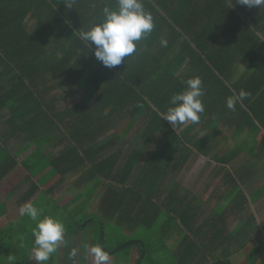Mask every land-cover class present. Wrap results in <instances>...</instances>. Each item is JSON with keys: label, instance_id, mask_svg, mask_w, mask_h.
Wrapping results in <instances>:
<instances>
[{"label": "crops", "instance_id": "crops-1", "mask_svg": "<svg viewBox=\"0 0 264 264\" xmlns=\"http://www.w3.org/2000/svg\"><path fill=\"white\" fill-rule=\"evenodd\" d=\"M85 1L80 0L77 9L86 18L92 16L90 24L99 22L103 7L115 8L117 3ZM183 3L188 5L185 0ZM143 4L148 12L154 11L155 1L143 0ZM201 15L198 20L202 18L204 22ZM259 35L264 37V33ZM219 38L221 44L230 40L223 34ZM219 49L220 46V59L226 57L229 63H236L235 80L249 69L236 45L229 56ZM138 52L141 51L134 54ZM253 53L246 46V54ZM138 54L136 58L145 56ZM185 71L181 69L177 77H183ZM153 72L141 75L147 77ZM96 73L93 68L80 80L68 81L61 72H45L39 87L33 89L24 85L29 81L20 72L0 65V96L15 95L0 108V264H9V257L15 259L14 264H35L31 260L35 222L19 213L25 202L34 203L42 209V215L55 216L65 225L66 244H61L46 264H93L90 249L95 245H117L128 239L144 241L146 235L141 232L152 229L141 226L149 210L140 213L137 204L127 203L131 197L135 199L133 192L140 188L155 192L153 198L157 201L160 191L164 192L160 201L166 198L163 208L170 214L160 216L155 223L172 222V227L161 245L149 244L150 252H145L149 259L145 255L146 259L139 262L141 251L137 245L128 252L109 254L107 264H211L225 255L235 264H264V194H260L264 188V150L255 153L247 147L246 142L260 138L253 127L241 131L238 125H231V115L222 107L211 106L214 114L200 117L198 125L186 134L191 122L172 127L167 120L154 116L159 111L157 103H163L171 93L163 97L152 93L146 97L148 103L138 97L136 103L129 104L124 86H118L120 91L113 97L96 89L92 83ZM212 78H205L204 85L213 88H204L202 97L209 105L220 101L223 90L217 76ZM169 103L167 100V107ZM137 110L145 114L138 116ZM238 119V124L243 125L244 117L239 114ZM169 128L180 135H173ZM211 132L208 152L188 145L179 152L170 146L167 153H162L164 143L194 142ZM236 144H246V150L230 164L216 158L217 153L221 155ZM133 148L144 150L143 160L151 162L127 171L126 158ZM160 154L168 165L166 172L156 164ZM115 157L118 162L110 170ZM104 163L103 174L96 170V164ZM201 184L203 187L197 189ZM179 209L192 212L194 217L187 220L189 228L175 218ZM162 228L159 224L158 238ZM192 238L198 240L199 247L192 244ZM188 253L194 255L193 259L188 258Z\"/></svg>", "mask_w": 264, "mask_h": 264}, {"label": "trees", "instance_id": "trees-1", "mask_svg": "<svg viewBox=\"0 0 264 264\" xmlns=\"http://www.w3.org/2000/svg\"><path fill=\"white\" fill-rule=\"evenodd\" d=\"M153 1L158 9L153 6L154 11L150 12L154 22L153 31L150 33L151 38L149 41L144 38L137 43L136 52L140 50L141 52L138 53L145 56L136 58L139 56L136 53L126 57L125 62L118 67L107 68L78 38L79 30L89 27L91 24L88 21L92 18V16L86 18L85 14L78 12L80 0H0V65L20 72V76L29 81L24 85L33 89L39 87L40 81H43L40 77L45 72L55 73L54 75L61 72L66 74L65 78L68 81H76L80 80L85 72L94 68L97 73L93 75V86L96 89H102L101 92L108 93L110 97L118 95V91H120L118 86H124L127 88L124 94H126L125 98L129 104L136 103L135 98L138 97L148 103L146 97H151V94L156 92L159 97H163L166 93V95L169 93L173 95L180 92L186 88L187 79L193 76L201 78L203 89H212L213 86L204 85V80L211 75L214 78L215 75L220 87L223 88V90L220 89V91L222 90L221 96L219 95L220 101L212 105L205 104L203 101L205 110L201 113L202 115L200 114V117L206 118L214 114L209 108L211 106L212 109L222 107L223 112L228 116L231 115L232 126L238 125L241 131L244 130V127H253L254 134L260 135V138L254 142V145L247 147L253 148L255 153L259 149L263 151L264 37L259 33H264V9L248 8L236 3V0H185L188 5L183 3V0ZM85 4H87L86 1L83 5ZM199 14L203 15L201 16L204 17V22H201L202 18L198 20ZM166 15H169V19ZM157 18H159L158 22ZM198 21L202 24L195 23ZM222 34L230 40L221 44L219 37ZM233 37L237 38L236 41L233 40L235 39ZM162 38L167 40L166 47L160 43ZM251 41L254 42L250 44ZM217 45L220 46L221 53L228 54V56L236 45L238 54L247 61L248 73L246 71L235 80L234 67L236 63H229V60H225L226 57L220 59L217 56ZM246 46L254 52L252 55L246 54ZM150 59L154 64L157 61V67H154ZM134 60L136 62H133ZM137 61L140 63L136 64ZM184 68L186 69L184 76L177 77V73ZM151 70H154L151 76L150 74L147 77L141 75V73H150ZM24 79L21 80L25 81ZM152 81H154L153 84ZM241 90L247 93L246 97L238 100L234 110L228 109L226 99L233 95L238 96ZM12 96L15 95L7 93L0 96V108L7 104ZM170 97L171 95H168L167 98H164L163 103L161 100L157 103L159 111H155L154 116L160 120L163 119L160 118V114L168 108V104L165 103L170 100ZM211 100L214 101L212 98ZM135 113L138 116L145 114L139 110ZM239 114L244 117L243 125L238 124ZM198 123H192V127H187L186 134L190 133L194 129L193 126H197ZM150 126L152 128L155 125ZM171 129L169 128V130ZM171 131L175 136L180 135L174 129ZM182 133L185 134V132ZM211 136H213V132L194 142L164 143L162 144L164 149L162 153H167L166 149L170 146H173L174 151L179 152L180 149L186 148L188 145L197 150L200 149L202 152H208L209 149L211 150ZM246 144H236L233 148L222 151L221 155L217 153L216 158L222 163L230 164L232 159L246 150ZM144 156V150L134 148L130 150L125 162L127 171H132L138 165H148L151 160H143ZM161 156L160 154L156 164L160 171L166 172L168 165L166 160L163 161L165 158H161ZM114 159L110 164V170L118 162V157ZM96 165V170H102L101 173L104 174L105 163ZM149 169L151 168L148 167ZM154 169L152 168V170ZM161 175L164 176L165 173ZM263 189L260 194H264ZM134 192L135 199L133 197L128 199V205L137 204L141 208L140 213L144 212V214L149 210V215L146 216L147 221H144L143 225H139L155 230L159 224H162L163 230L160 239H164L172 227V222L161 223L159 221L160 223H155L160 216L169 213L163 208L166 198L162 202L160 201L164 192L160 191L158 201L153 198L156 193L150 189L142 190L140 188ZM191 213H183L179 209L175 212V218H180L183 224L189 228L187 220H192L194 217ZM185 234L190 237L188 233ZM191 240L194 246H198L197 239L192 238ZM137 245L140 246L141 251L139 262L142 259L144 261L145 255L149 259V253L145 254V252L149 250L150 246L145 240L128 239L115 247L104 245L103 247L109 254H117L128 252ZM193 257L194 255L189 256L188 253V258L193 259ZM211 264L235 263L229 255H225L216 258L215 262Z\"/></svg>", "mask_w": 264, "mask_h": 264}, {"label": "clouds", "instance_id": "clouds-1", "mask_svg": "<svg viewBox=\"0 0 264 264\" xmlns=\"http://www.w3.org/2000/svg\"><path fill=\"white\" fill-rule=\"evenodd\" d=\"M236 3L248 8L264 9V0H236ZM154 28L153 16L143 4V0H117L116 7L105 6L99 22H93L86 29L81 28L78 38L94 53L95 58L107 68H116L132 56L137 50V43L146 38ZM162 46L167 40L161 39ZM186 88L170 97L167 110L160 118L167 120L172 127L191 122L198 123L205 106L202 101L204 90L199 76L189 77ZM241 90L237 95L226 99L228 109L234 110L238 100L246 97ZM21 217H28L35 222L32 228L33 256L35 264H46L52 254L65 241V225L55 216L42 215V209L32 202H25L19 209ZM93 264H107L109 253L101 245L90 249ZM75 255V251L71 253ZM15 259L9 257V264Z\"/></svg>", "mask_w": 264, "mask_h": 264}, {"label": "rangeland", "instance_id": "rangeland-1", "mask_svg": "<svg viewBox=\"0 0 264 264\" xmlns=\"http://www.w3.org/2000/svg\"><path fill=\"white\" fill-rule=\"evenodd\" d=\"M250 142V143H249ZM247 143V145L248 146H252V145H254V141H248V142H246ZM187 175V174H186ZM185 175V176H186ZM187 177H189V176H187ZM186 178V177H185ZM192 179H195V177L194 176H192ZM203 187V184H201V185H198V188L197 189H199V188H202ZM158 228H155V230H153V229H150V230H144L143 232H141L142 234H145L146 235V237H145V241L148 243V246H150L149 244H151V243H155V242H157V243H160V245H161V239L160 238H158L159 236L156 234V233H158ZM140 235V233L138 234V236ZM144 235V236H145ZM160 239V240H159ZM110 246H114L115 247V245L113 244H111ZM154 254V256H156V254L155 253H153ZM161 258H163V256H159V259H161Z\"/></svg>", "mask_w": 264, "mask_h": 264}]
</instances>
